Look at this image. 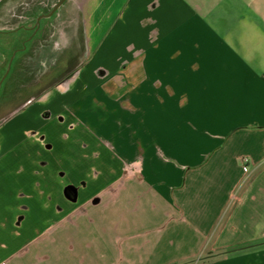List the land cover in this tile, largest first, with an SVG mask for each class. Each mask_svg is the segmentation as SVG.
I'll return each instance as SVG.
<instances>
[{"label":"crops","instance_id":"1","mask_svg":"<svg viewBox=\"0 0 264 264\" xmlns=\"http://www.w3.org/2000/svg\"><path fill=\"white\" fill-rule=\"evenodd\" d=\"M74 3L80 63L0 125V264L68 223L80 263L264 264V0Z\"/></svg>","mask_w":264,"mask_h":264},{"label":"rangeland","instance_id":"2","mask_svg":"<svg viewBox=\"0 0 264 264\" xmlns=\"http://www.w3.org/2000/svg\"><path fill=\"white\" fill-rule=\"evenodd\" d=\"M58 1L0 0V125L10 113L23 107L30 100L43 92L45 93L53 84L70 75L81 61L80 53L85 41L79 13L75 10V0H65L55 13L38 21L39 16L50 13ZM254 157L255 153L243 152L240 161L243 165L242 169H246L245 177L234 189L229 202L230 206L235 203L234 200L240 198L241 191L245 187L243 185H246L251 174L250 170H253ZM254 171L261 174L256 176L257 180L263 181L264 163H259ZM259 182L254 186V190L260 192L257 188ZM263 183L261 186L264 185ZM260 194L264 197L263 192ZM249 200L252 201L250 198ZM245 206L242 205L241 207ZM251 207H253L251 212L254 216L256 212L255 203H252ZM4 214L5 212L0 210V222L3 218L1 215ZM45 216L48 214L30 213L31 228L29 232L17 237L16 243H11V247H20L23 241H27L28 237L45 227ZM73 220L76 221V219ZM68 224L63 226V229L61 228L60 240L63 243H61L60 248L51 243L52 232H49L45 237L47 238L45 242L40 241L42 243L32 245L28 257L19 255L16 259H12L9 264H87L80 263L85 258L79 255L75 256V253L82 250L80 255L89 257V252L91 254L95 252L87 246L85 236L88 234L82 238L80 236L84 235L82 228L80 229L82 225L75 223L80 225H74L79 227V230L76 231L74 226L71 228V223ZM7 229L17 231V229L8 226ZM6 230L0 226V246L2 247L0 251L4 252H8L7 247H4L7 242L1 238L5 237ZM239 246L241 245L235 243L232 247L237 248ZM108 252L109 254L112 253V251ZM230 253H232L231 250L222 253L226 254L222 257L226 258ZM210 255L212 254L205 253L202 256H196V258L207 262L212 257ZM121 264L130 263L122 262ZM132 264L139 263L133 262ZM155 264H161V261Z\"/></svg>","mask_w":264,"mask_h":264},{"label":"water","instance_id":"3","mask_svg":"<svg viewBox=\"0 0 264 264\" xmlns=\"http://www.w3.org/2000/svg\"><path fill=\"white\" fill-rule=\"evenodd\" d=\"M65 2V0H59L56 4H55V6L53 7V9H52V11L50 12V13H44V14H41L40 16H39V18H38V21H40L41 20V18H43V17H49V16H51L53 13H55V11L61 6V4L62 3H64Z\"/></svg>","mask_w":264,"mask_h":264}]
</instances>
